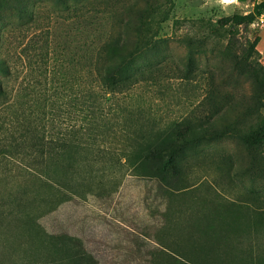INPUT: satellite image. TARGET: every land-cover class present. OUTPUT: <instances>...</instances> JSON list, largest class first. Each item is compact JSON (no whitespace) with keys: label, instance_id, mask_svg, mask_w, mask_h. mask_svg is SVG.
<instances>
[{"label":"rangeland","instance_id":"rangeland-1","mask_svg":"<svg viewBox=\"0 0 264 264\" xmlns=\"http://www.w3.org/2000/svg\"><path fill=\"white\" fill-rule=\"evenodd\" d=\"M260 1L23 0L32 16L0 11V39L17 73L56 72L65 56L81 58L86 41L121 36L133 55L125 74L142 70L143 81L109 94L105 115L140 105L146 125L185 119L200 136L168 167L189 186L183 192L108 167L100 151L73 154L48 184L38 177L0 183V264H75L73 252L77 264H264V144L232 130L248 134L264 124V106L250 113L255 87L246 71L248 62L264 65V13L233 41L217 30L220 19ZM60 103L50 112L51 132L84 123ZM203 130L225 132L202 140ZM98 146L123 150L113 136ZM64 184L75 195L65 203Z\"/></svg>","mask_w":264,"mask_h":264},{"label":"trees","instance_id":"trees-1","mask_svg":"<svg viewBox=\"0 0 264 264\" xmlns=\"http://www.w3.org/2000/svg\"><path fill=\"white\" fill-rule=\"evenodd\" d=\"M2 10H24L25 14L32 16L23 7V0H0V11ZM263 13L264 0H261L252 12L220 19L217 30H223L233 41L241 27L253 24ZM2 39L0 183L38 177L44 178L43 181L48 184L49 181L45 178L51 179V170L66 166L73 154L85 153L86 156L93 157V154L97 155L100 151L106 159V165L110 164L108 167L113 164L120 169L129 170L138 178L156 182L161 190H189V186L179 185L182 184L179 176L168 167L178 155L199 141L197 126L186 123L185 119L148 126L145 124V109L140 105L121 106L116 117H109L104 113L108 100L105 98L109 94L130 93L141 86L143 81L142 70L131 77L125 74L133 55L128 53L121 36L112 37L101 45L95 44V41H86L81 46V58L65 56L61 69L56 67V72L52 73H17L5 53ZM152 40L150 44L153 42L154 46L156 42ZM142 53L143 47L138 44L133 54L139 56ZM75 63L80 66L77 70L74 68ZM246 71L250 73L255 87V105L250 113H256L264 106V65L248 62ZM22 75L24 83L20 82ZM152 81L157 85L160 78L154 76ZM60 102H64L62 106L70 115L77 114L84 123L80 126L72 125L63 131L51 132L49 120L53 116H50V112L61 106ZM120 114L123 116L119 120ZM232 130L248 143L264 144V124L248 134L241 133L236 128ZM202 133V140L223 134L218 131L205 133V130ZM111 136L122 143L123 150L120 154L114 150L99 148L100 138L105 141ZM15 163L20 166L14 171L12 165ZM56 182L60 185L63 183L60 179ZM69 187L64 184V189L60 190L63 203L75 198ZM76 243L72 244L75 247L81 244ZM80 256L73 252L70 259L77 264ZM81 261L84 262V259Z\"/></svg>","mask_w":264,"mask_h":264}]
</instances>
